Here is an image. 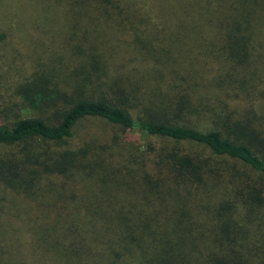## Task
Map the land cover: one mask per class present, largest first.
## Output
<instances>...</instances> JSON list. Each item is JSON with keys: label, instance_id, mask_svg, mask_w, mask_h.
<instances>
[{"label": "trees", "instance_id": "1", "mask_svg": "<svg viewBox=\"0 0 264 264\" xmlns=\"http://www.w3.org/2000/svg\"><path fill=\"white\" fill-rule=\"evenodd\" d=\"M30 25L58 46L0 74V264H264V0H0Z\"/></svg>", "mask_w": 264, "mask_h": 264}, {"label": "rangeland", "instance_id": "2", "mask_svg": "<svg viewBox=\"0 0 264 264\" xmlns=\"http://www.w3.org/2000/svg\"><path fill=\"white\" fill-rule=\"evenodd\" d=\"M160 18L167 23L170 22L171 20V17L167 15L160 16ZM114 28H115L114 30L116 31V33L113 35L108 33V37L111 36L112 41L114 40L116 42L115 44L119 45L118 47L119 56L118 57L120 60L119 62L115 61L112 64H107V65H108V68L112 69V74L126 73L128 68H134V66L138 65L139 62L137 59L132 58L134 56L132 51L125 47L126 43L124 41V38L130 39V42L132 41L135 46L137 43L132 40V34L130 32L120 30L115 25H114ZM73 31H77V35L79 36L83 35L82 33L83 31L80 29H75ZM9 33L10 32H8L7 30L3 31L2 29H0V38L7 37L6 39L0 40V74H3V73L7 74L8 70L14 71L12 75L16 76L17 79H20L22 77V75H19V74L21 70L20 67H22L23 64H27L30 61L36 62L37 60H40L39 53H41L44 57H48L51 54V52L54 50L53 48L55 46H58V43H56L53 40L55 36L54 30L51 32H46V35L43 36V37H46V40H44V42H42L41 32L39 30L32 29L31 25L26 30H20V29L16 30L14 39L9 40L8 38ZM100 35H101L100 33L99 34L94 33L91 36L96 38V41H99ZM159 35L163 39H165L166 37L165 32L159 33ZM108 37L102 33L103 42H104V39L107 41ZM140 37H143V36H140ZM147 37L154 38V35L153 33L152 34L148 33ZM161 42L164 43L165 40L164 41L160 40V42H156V43L161 44ZM117 65L120 66L118 70H117ZM153 65L155 67L152 69L151 75L155 77L156 79H162L161 77H159L160 74L158 73L160 68L156 67V65L152 63L151 66ZM108 74H110L109 71H108ZM10 82L11 80H6L0 77V123L4 122L5 118H4L3 113H7V111L9 110L8 108L9 106H11L13 98H14L12 95V90L9 88ZM110 129L111 127L108 124H106L105 122L101 120H97V119H88L83 123V131L86 130V131L95 132L97 134H106L107 131ZM80 133H81V129L78 130V132H76V134H80ZM79 137H76L75 140L80 142L81 137L80 138ZM125 141L127 142V144H125L126 149L130 148L131 146L132 148L135 147L134 142H133L134 144H132L130 140H125ZM148 141H149L150 149L157 148L159 145L164 144V142L157 140L155 138H149L148 140H146V142ZM183 147L185 148V150L190 151V152H197L200 154L204 153L200 146H197L194 144L193 145L184 144ZM141 149L142 150L145 149V146H142Z\"/></svg>", "mask_w": 264, "mask_h": 264}]
</instances>
